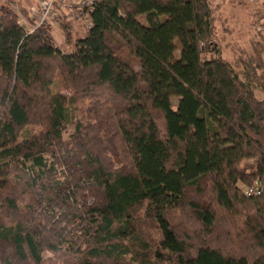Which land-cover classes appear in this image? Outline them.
Instances as JSON below:
<instances>
[{
    "label": "trees",
    "instance_id": "16d2710c",
    "mask_svg": "<svg viewBox=\"0 0 264 264\" xmlns=\"http://www.w3.org/2000/svg\"><path fill=\"white\" fill-rule=\"evenodd\" d=\"M89 18L72 40V23L0 10V264L63 249L77 264H264L260 64L242 80L220 55L207 0H98Z\"/></svg>",
    "mask_w": 264,
    "mask_h": 264
},
{
    "label": "rangeland",
    "instance_id": "374dc122",
    "mask_svg": "<svg viewBox=\"0 0 264 264\" xmlns=\"http://www.w3.org/2000/svg\"><path fill=\"white\" fill-rule=\"evenodd\" d=\"M214 13V27L215 37L214 41L216 46L220 50V55L230 62L233 68L240 72L239 77L245 80L244 75L241 73L244 70V64L253 61L255 66L260 64L256 68V76L264 77V0H207ZM42 0H0V10L10 9L15 13H20L21 9H24L29 15L32 9H36L40 6ZM32 18V16H30ZM20 22L25 26L27 30L32 26L24 16H19ZM33 20V19H32ZM75 25L74 32L71 33V39L79 38L85 35L86 28L82 24L83 21L71 22ZM79 28H77V27ZM54 35L56 36V43L63 51H67L68 44L64 41V35L61 27H54ZM61 30V31H60ZM83 31V32H82ZM178 54V51H176ZM253 64V66H254ZM134 69H137L134 66ZM53 90H56L55 84L52 86ZM255 94L258 97H262L260 90L254 89ZM177 98H172V103L176 104ZM87 102L84 103V106ZM81 107L83 105L78 103L74 111V121L81 117ZM74 128V122L68 125L67 131L72 132ZM24 135H27V131H23ZM67 139V138H66ZM256 186V185H255ZM255 186L245 187V194H254ZM18 186L14 191L17 195L23 197L28 196V192L25 189ZM253 190V191H252ZM250 192V193H249ZM140 216L143 214V209L137 212ZM149 221H143L139 228L142 235L146 238H155L157 233L149 225ZM67 251V250H66ZM65 249L62 252L52 253L46 251L43 253V264H77L74 255L66 254ZM109 264V262H108ZM119 264H133L131 257H121Z\"/></svg>",
    "mask_w": 264,
    "mask_h": 264
},
{
    "label": "built area",
    "instance_id": "2783aa9c",
    "mask_svg": "<svg viewBox=\"0 0 264 264\" xmlns=\"http://www.w3.org/2000/svg\"><path fill=\"white\" fill-rule=\"evenodd\" d=\"M97 2L98 0H42L39 7L32 9L30 16L37 25L83 21L87 30L91 25L90 12ZM32 30L33 27L28 32Z\"/></svg>",
    "mask_w": 264,
    "mask_h": 264
},
{
    "label": "crops",
    "instance_id": "0c3cea01",
    "mask_svg": "<svg viewBox=\"0 0 264 264\" xmlns=\"http://www.w3.org/2000/svg\"><path fill=\"white\" fill-rule=\"evenodd\" d=\"M74 23L77 24L76 22H74ZM76 27H77V26H76ZM70 28H71V33L74 32L75 25L72 24V25L70 26ZM77 28H78V27H77ZM78 29H79V28H78ZM82 32H83V31H82ZM85 32H86V31H85ZM55 37H56V36H55Z\"/></svg>",
    "mask_w": 264,
    "mask_h": 264
}]
</instances>
